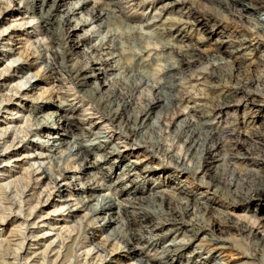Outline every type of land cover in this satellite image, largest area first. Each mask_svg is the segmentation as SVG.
<instances>
[{
	"label": "rangeland",
	"instance_id": "1",
	"mask_svg": "<svg viewBox=\"0 0 264 264\" xmlns=\"http://www.w3.org/2000/svg\"><path fill=\"white\" fill-rule=\"evenodd\" d=\"M243 1L246 9L235 0L50 2L44 10L53 6L52 46L62 57L57 73L42 78L35 73L47 71L52 46L36 27L37 11L31 21L33 0H0V264H136L123 249H96L111 229L91 230L68 194L79 182L57 176L78 164L41 146L47 129L36 108L48 102L82 110L74 115L80 127L97 125L93 133L117 143L114 159L122 163L103 166L98 182L118 192L127 183H115L124 164L153 168L136 183L145 202L135 213H148L162 236L145 250L148 257L158 258L173 241L180 248L174 264H186L192 252L189 264H264V200L257 195L264 187V0ZM82 2L61 23L69 3ZM188 52L196 54L190 67L182 59ZM94 61L109 69L97 85L81 79L98 74L89 70ZM250 100L255 105L245 107ZM152 101L157 107L146 118ZM224 103L227 114L212 119ZM211 147L217 159L207 166ZM121 194L116 202L127 204ZM167 207L174 222H166Z\"/></svg>",
	"mask_w": 264,
	"mask_h": 264
},
{
	"label": "bare ground",
	"instance_id": "2",
	"mask_svg": "<svg viewBox=\"0 0 264 264\" xmlns=\"http://www.w3.org/2000/svg\"><path fill=\"white\" fill-rule=\"evenodd\" d=\"M6 1L9 4H12L16 0H6ZM58 1L60 0H33L32 6H31V9H32L31 10L32 16L30 17L31 21L35 19V16H33V14L35 13L33 12L37 11L40 15H39L38 23L36 22L37 23L36 27L37 28L41 27L43 29L41 31V34L46 35V37H48L46 41L49 40L50 42L48 41L47 43L51 44V46L55 44V41H54L55 38H54L53 30L51 28L52 24L50 23L52 21L50 17L52 14L51 12H52L53 6L49 7L47 10H44V7L48 6L50 2L54 4V3H57ZM235 1H237L236 2L237 4H239L244 9H246V7H244L245 3L243 0H235ZM85 4L86 2H82V5L78 7L76 6L75 3H69V6L66 8L67 13L65 14L64 19L61 21V23L70 22L68 20L69 15H73L75 11L84 8L83 5ZM99 15L101 17L103 16L102 14H99ZM92 21H93V17H92ZM259 21L261 24H264L263 20L262 21L259 20ZM81 25H82L81 22L77 23L76 24L77 27L75 26L72 29V31H76V29H79L78 27L79 26L81 27ZM260 28L262 29V27ZM77 46L79 45L77 44ZM96 49L97 48H94V47L91 48L92 51H95ZM49 52L51 56L50 66L47 68V71L43 70L42 73L36 72L35 73L36 76H42V78L44 76L52 77L57 73L58 68H60V62L58 60L61 59L62 54L60 53L58 48L56 49L52 46L51 51ZM240 52H241L240 48L236 50V53L239 55H241ZM195 55L196 54L192 52L186 53L182 58L183 62L185 61L184 63L187 64L189 67L192 66V63L195 61V58H196ZM100 64L101 62L94 61L91 64V67H89V70L91 72L94 70H97L98 74L87 75L81 79L92 78L94 80V82H92L93 85H97L96 83V80L98 78L97 75L104 76L106 72L109 71V69L104 71V68L101 69L99 67L98 68L96 67V65H100ZM41 96L43 97V95ZM47 97L51 99L52 94L51 93L47 94ZM39 100L40 99H37L36 103H38ZM236 104L237 105L235 107L240 106V103L238 104L237 102ZM228 105H229L228 103H224L222 105V108H220V111L218 112V114L215 115V117L213 116L212 119L217 120L216 118H221L225 116L230 106ZM247 105L254 106L255 105L254 100H250L249 103H246L245 107ZM54 106L56 107V111H54V113H49V112L46 113L45 109H48ZM64 106H62L61 104L56 105L55 103H51V102H48L45 106L43 105L39 107L37 106L36 111L42 114L40 126L47 129L46 130L47 133L45 134V137H44L45 139L43 140L41 146L44 148L54 150V151L62 152L65 154V157H66L65 159H67L72 164H76V163L78 164L77 167H74L71 170L60 169L57 172V176L69 182H74V181L79 182V187L76 189L74 194H71V193H68V194L69 196H72V195L76 196L75 203H74L75 206L77 207L76 210L84 211V218L86 221H88V223L86 224L89 228H91V230L92 228L95 230L100 229L101 231H104V228L111 229L108 236L104 238V242L100 246H98L96 249L99 250V252L101 251L102 253L106 255H112L114 252H116V250L123 249L125 251L124 257L126 259L134 258L136 264H174L173 260L176 261L179 258L177 257V255L180 251V248L178 247L177 243L173 241L166 248H162V251H160L161 254L158 258H156L157 256L148 257L146 255L147 252L145 253V250L148 249L150 245L154 243V241H158L159 238L162 237L160 234H158L160 228L155 227V225L153 224V220L151 219L152 217H150L148 213L147 214L145 212H144L145 214L135 213L137 206H142V204H144L145 202L142 196H136L137 193H140V190H138L136 187V183L138 181L137 176L141 172L148 173L153 168H149L146 166L140 167L135 162H131V164H124L122 168V170L124 171V176L122 178L120 177L116 179L115 183L117 184V186H121L123 183H126V182L127 183L123 187H121L118 190V192L110 185L102 183L104 181L98 182L99 180L97 181L95 175H97L96 173L100 172L101 169H103V166H107L106 168L113 170L119 167L120 163H122L121 161H119V164H116L117 159H114V158H120L117 143L115 142L114 139L109 140L107 139L108 137L99 136L98 133H93V129L94 130L98 129L97 125H91L90 129L89 128L84 129L80 127V125L78 124V120L74 115L76 113H77L76 115H84L83 111L81 110L82 111L81 112L80 109H76V107L65 109ZM155 107H157V102H154V101L149 102V105L147 104V109H146V112L144 113V117L146 115V118H147V116L150 115L151 111ZM127 108H128V105H123L121 109V113H125ZM136 118H137V115H136ZM210 135H213V134H210ZM232 145L234 147L233 148L234 150L238 148V144L237 146L235 143H233ZM210 151H213V147L209 148L208 151H206L205 153V155H208V157L206 158V163H205L207 164V166H209V164H211L213 161L217 159L216 153L215 152L213 153ZM211 153L213 154L211 155ZM93 155L97 156V158L92 161L90 160V158ZM236 156L237 154H235V156L233 155L229 157H231L233 160V158ZM239 159H241V161H246V158H243V157L238 158V160ZM235 161H236V158L234 162ZM137 171H139V173ZM181 171L187 173L188 169L184 168ZM45 177L47 176L45 175ZM139 178H140V175H139ZM51 180H53V183H56V179L53 178ZM91 181L95 182V185L93 187L89 186V183ZM105 190H107L108 193L107 192L103 193ZM109 191L111 192L110 194H109ZM180 191L183 193L186 192L184 191V189ZM58 192H60V189L58 190ZM121 193L130 197L129 199L130 202L128 201L127 204L116 202L117 201L115 198L116 195L118 198V195H120ZM257 195L258 197L264 200V187L258 190ZM162 197H163V202H165L166 201L165 197L163 195ZM197 204H200V202L198 201L193 202L194 206ZM167 210H170V208L167 207ZM176 217H177L176 213L170 210L169 214L167 215L168 220L166 222L168 221L174 222V218ZM93 219H94V222H93ZM98 223L100 224L99 227L97 226L99 225ZM167 225L169 224H165L164 226H167ZM180 227L182 229L184 226L182 227L181 225ZM124 228L126 229L127 234L126 233L122 234V230H124ZM215 228L217 231L222 232V229L220 226H215ZM238 229H240L244 233L254 234V231L252 230V228L246 225H240ZM176 230L177 228L175 230L168 229L167 231L173 232ZM195 235H198V234H195ZM260 240H261V243L264 245V239H260ZM195 257H197V253L192 252V254L187 256L186 264L191 263ZM174 258H176V260Z\"/></svg>",
	"mask_w": 264,
	"mask_h": 264
}]
</instances>
